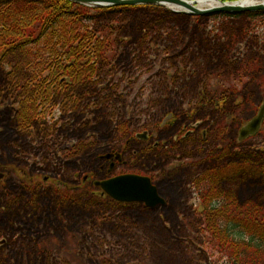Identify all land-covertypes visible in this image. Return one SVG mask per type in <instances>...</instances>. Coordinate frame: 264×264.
Instances as JSON below:
<instances>
[{
  "label": "rangeland",
  "instance_id": "1",
  "mask_svg": "<svg viewBox=\"0 0 264 264\" xmlns=\"http://www.w3.org/2000/svg\"><path fill=\"white\" fill-rule=\"evenodd\" d=\"M138 20L137 16L126 18L118 32L124 41L118 68L126 75L121 82L125 90L119 94L124 98L118 105L129 117L133 132L144 125L134 107L141 100L159 98L152 115L157 120L167 110L189 113L196 104V91L192 90L199 89L195 78L171 80L177 71L173 63L163 61L172 55L165 53L163 37L150 38L153 44L147 67L137 66L131 49L144 31ZM195 27L190 19L182 24L186 31L193 32ZM247 53L250 50L242 44L239 57ZM262 74L244 78L239 95L230 96L229 104L224 101L201 108V118L213 116L217 124L229 126L225 135L212 132L201 152L185 147L171 157L139 153L132 163L111 173L117 176L121 171H132L150 176L165 202L152 210L116 206L91 183L81 187L75 183L87 173L93 174L92 182L109 175L110 170L101 169L97 156L112 149L125 151L128 139L115 130L125 117L113 123L109 112L106 117L96 110L85 117L66 115L58 109L50 122L54 129L40 126L20 132L14 123L19 106L1 92L4 74L0 70V173L4 174L0 181V238L8 239L0 247V264H225L202 246L204 217L200 216L201 201L192 182L215 164L210 154L230 146L241 125L258 112L264 99ZM174 130L171 127L160 136L172 137ZM262 142L263 136L250 144L264 150ZM143 146L140 141H131L128 160ZM72 148L71 154H65ZM230 186L235 187L242 204L264 203L261 179L229 182ZM67 187L73 191L69 197Z\"/></svg>",
  "mask_w": 264,
  "mask_h": 264
},
{
  "label": "trees",
  "instance_id": "2",
  "mask_svg": "<svg viewBox=\"0 0 264 264\" xmlns=\"http://www.w3.org/2000/svg\"><path fill=\"white\" fill-rule=\"evenodd\" d=\"M132 16L139 18L144 30L131 49L137 66L147 67L150 38L163 37L165 53L172 52L163 61L173 63L177 71L171 80L184 76L199 84L192 90L197 114L206 106L229 104L230 96L239 95L244 78L257 73L264 77V12L206 19L150 6L94 9L66 0H0L1 92L19 105L17 128L28 131L46 125L57 108L85 116L99 110L113 119L125 117L117 132L134 137L130 120L118 105L124 98L119 95L125 90L121 82L126 80L118 68L124 42L118 32L123 20ZM187 19L196 26L193 32L182 28ZM242 44L250 53L240 58ZM158 99L135 104L138 121L144 120L139 131L158 134L163 115L152 117ZM210 120L209 131L226 134L228 125L217 124L213 116ZM210 155L215 164L193 180L203 208L202 246L225 264H264V203L242 204L235 187H228L239 180L264 181V153L231 141Z\"/></svg>",
  "mask_w": 264,
  "mask_h": 264
},
{
  "label": "water",
  "instance_id": "3",
  "mask_svg": "<svg viewBox=\"0 0 264 264\" xmlns=\"http://www.w3.org/2000/svg\"><path fill=\"white\" fill-rule=\"evenodd\" d=\"M90 8H110L118 6H160L168 9L173 7L183 8L182 13L194 17H210L217 14L240 15L244 13L264 12V4L247 5V0L235 3H222L218 7L201 10L185 0H66ZM178 12V11H175ZM179 13V12H178ZM264 121V102L257 116L250 121L239 134L240 141H243L257 134ZM113 199L127 203H145L147 206L154 207L162 200L160 199L156 187L149 178L127 175L117 177L108 181L97 183Z\"/></svg>",
  "mask_w": 264,
  "mask_h": 264
},
{
  "label": "flooded vegetation",
  "instance_id": "4",
  "mask_svg": "<svg viewBox=\"0 0 264 264\" xmlns=\"http://www.w3.org/2000/svg\"><path fill=\"white\" fill-rule=\"evenodd\" d=\"M172 113L174 116L173 118H170V120L167 123L163 122L165 117ZM182 112H172V111H165L164 115L161 117V125H160V130L157 133H154L153 131H150V135L146 138H144V141H141L145 146H143L142 149L136 150L132 153L130 159L128 160V157L126 155V153L128 152V147L129 144L132 142H136L138 141L137 139H132L130 141H127L126 143V147H123V150L121 151H110L107 154H101L97 156V160L102 164L101 169L103 171H107L110 170V172L108 173L109 175L104 178L105 179H109L112 176V172L117 171L120 169L121 166L123 165H128L129 163H132L133 160L135 159V157L137 156V154L139 153H155L161 157H171L174 154H177L180 150H182L183 148L187 147L191 150H193L194 152H197L198 150V145H205L208 143V138L210 133H212V131H209V127L211 125V122L207 121L204 118H199L197 117V115L195 114L194 116L192 115H185L184 116L181 114ZM193 114V112H192ZM255 115V113H253V116ZM172 121V122H171ZM198 122H201L200 124H198V126H195ZM163 125V126H162ZM171 127H174V133L172 135V137H161L160 136V132H164L168 129H170ZM206 130V131H205ZM219 135V133H217V136ZM263 136V135H262ZM259 136V137H262ZM237 137V136H236ZM257 138V137H255ZM252 138V139H255ZM248 140L246 142H244L243 144L240 145V147L243 146L244 149H251L252 151H257L259 153H264L262 151L263 147L260 148H255L254 144H250V141L252 140ZM262 144H264V137H263V142ZM125 146V145H124ZM223 148V147H222ZM221 149V148H218ZM74 149H66L67 152L69 151H73ZM76 151V149H75ZM125 152V159H124V153ZM117 153H120V158L117 157ZM108 155V156H107ZM127 157V159H126ZM104 163V165H103ZM130 172V171H127ZM132 172V171H131ZM121 174H125V173H120L118 175ZM92 176L93 174L87 173V175H85L83 178H81L78 181H75V183L77 184L78 187H81L82 185L85 186L88 183H91L90 186H94L95 187V182H92ZM48 181V179H45V182ZM67 189L69 190V188L67 187ZM68 193V192H67ZM69 195V194H68ZM69 197V196H67ZM122 206H134V204H124V203H119ZM141 208H145V209H152V210H157L160 206H165V203L160 204L158 206L155 207H146L143 204L139 205ZM5 242V241H4ZM7 242V240H6ZM5 242V243H6ZM4 243V244H5ZM3 245V243H2Z\"/></svg>",
  "mask_w": 264,
  "mask_h": 264
},
{
  "label": "bare ground",
  "instance_id": "5",
  "mask_svg": "<svg viewBox=\"0 0 264 264\" xmlns=\"http://www.w3.org/2000/svg\"><path fill=\"white\" fill-rule=\"evenodd\" d=\"M198 3L201 7L205 8H212L219 5V3L216 0H198ZM247 5H261L264 4V0H247L245 2ZM178 11H183L182 8H174Z\"/></svg>",
  "mask_w": 264,
  "mask_h": 264
}]
</instances>
